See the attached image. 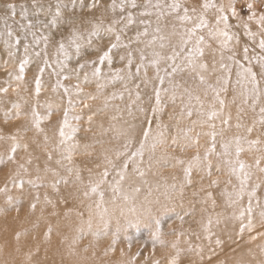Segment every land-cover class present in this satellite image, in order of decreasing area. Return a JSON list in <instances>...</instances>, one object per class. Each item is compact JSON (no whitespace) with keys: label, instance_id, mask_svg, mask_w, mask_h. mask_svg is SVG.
Returning <instances> with one entry per match:
<instances>
[{"label":"rangeland","instance_id":"374dc122","mask_svg":"<svg viewBox=\"0 0 264 264\" xmlns=\"http://www.w3.org/2000/svg\"><path fill=\"white\" fill-rule=\"evenodd\" d=\"M205 2L227 5L229 0H180L189 7L190 15L195 7L197 14L202 13L214 27L217 10H204L201 6ZM146 3L147 0H136L137 7L133 8L131 0H127L121 12L119 7L112 11V0H0V89L8 88L6 93L0 92V189L7 187L6 192H0V264H264V226L259 215L264 209V173L254 166L255 158L262 154L259 149H264V125L259 123L264 99L253 110L247 87L237 84L240 65L251 68L258 79L264 72L255 58L264 56L258 46L261 37L247 34L249 30L259 33L260 25L256 18L248 19L246 7L252 3L258 18L264 14V0H234L238 16L227 13L228 31L234 39L225 49L220 48L219 39L208 38L207 29L200 30L210 45L205 47L203 57L209 64L208 84L216 87L218 77H229L221 99L225 101L222 115L232 117L230 125H222L220 118L205 123L206 117L198 114L200 103L195 97H200L203 111L207 112L213 93L208 89L205 96L207 84H200L198 77L181 64V58L175 63L185 71L171 77L164 68L172 61H161L159 75L165 79L162 85L159 83L156 68L149 61L154 49L161 51L160 41L152 47L146 46L147 41L153 35H163L168 38L166 44L170 40L172 46H178L180 35L191 25L178 20L175 13L157 19L159 10L155 8L148 9L151 15H143ZM156 3L152 0V4ZM57 4L62 14L53 27L48 10L54 11ZM129 14L131 24L127 22ZM179 14H183L182 10ZM29 21L31 28L27 27ZM98 24L99 36L94 27ZM109 26L114 28L113 33L106 31ZM145 27L147 37L139 35ZM157 27L161 29L159 33L155 32ZM9 31L12 36H8ZM73 31L80 36L78 50L70 43ZM117 34L120 41L109 53L110 62L100 63L99 57L117 43ZM61 43L65 44L63 51L59 50ZM162 55H171V47L163 49ZM221 55L230 75L219 68ZM229 56L233 59L229 60ZM23 59L29 63L24 80L18 81L15 77ZM213 61L217 68L214 73ZM40 68H44L42 74ZM97 68L99 75L94 76ZM37 76L41 79L39 94L35 91ZM144 79L148 80L146 86L141 83ZM58 81L68 88L67 93ZM77 84L81 91H77ZM135 84L140 88L136 89ZM260 87L264 89V81ZM156 89L160 90L159 104ZM186 89L193 97L191 117L187 110L182 111L188 102ZM246 99L248 103H244ZM82 100L89 107H83ZM32 109L39 113L43 131L34 126ZM16 111L21 113L19 119ZM65 111V131L77 129L74 139L67 141L78 145L71 162L56 149ZM238 117L242 125L239 129ZM212 123L217 133L223 127L224 134L217 135L215 151L209 153ZM248 127L253 128L250 134L245 131ZM237 135L259 139L261 144L251 149L246 142L242 144L245 151L239 159L253 166L252 176L242 198L233 204L240 181L225 161L236 159ZM45 136L49 138L46 146ZM197 138L198 146L193 143ZM226 142H231L229 156L222 155L221 145ZM24 143L29 144L27 151ZM17 145L15 162H9L10 149ZM197 155L201 157L199 163L194 159ZM205 156L212 164L211 175ZM28 160L31 163H26ZM20 163L25 164L27 172L19 169ZM190 166L191 183L186 173ZM105 170L106 177L102 175ZM14 175L23 177L22 190L13 186ZM213 180L218 183L212 184ZM257 184L260 187L249 197ZM93 187H97L96 192H92ZM227 193L232 194L231 199ZM8 197L12 198L11 204L7 203ZM250 200L252 229L246 227V216L240 218Z\"/></svg>","mask_w":264,"mask_h":264},{"label":"snow or ice","instance_id":"6c2138e0","mask_svg":"<svg viewBox=\"0 0 264 264\" xmlns=\"http://www.w3.org/2000/svg\"><path fill=\"white\" fill-rule=\"evenodd\" d=\"M127 2V0H121L120 4L116 3V0H112V4L110 5L112 11H115L117 9V7L120 8L121 12L124 11V6L125 3ZM131 6L133 8L137 7L136 4V0H131ZM10 8L14 9V5H9ZM92 7H96V4H93ZM204 10H207L209 7H214L217 10V16L215 18V26L214 27H210L209 26V22L205 19L204 15L201 14H197V9L195 7L191 8V13H193V15H190L189 12V7L183 5L180 3V0H173L172 3H165V4H161L159 2V0H157L156 4H152V0H147V3L144 5V9L145 11L142 13L143 15H151V13L148 11L149 8H155L158 9V13H157V19H159V17L161 15H171L173 13L177 14L176 18L182 22H187L189 23L191 26L190 27H186L185 31L183 32V34L180 35V39H179V45L178 46H172L171 45V41L169 40V42L166 44L164 41H166L168 38L160 35V36H156L153 35L151 37V39H149L147 41L146 46L147 47H152L153 45H155L157 43V40L160 41L159 43V49L161 51H156L155 49L152 52V59L149 61V63L154 66L156 68V78L159 81V83L162 85L164 83V77L159 75L160 72V64L161 61H172L171 65H168L167 67L164 68V71L166 73V75H168L169 77L173 76L175 73H177L178 71L183 72L185 71V67L187 68V70L191 71L192 73L195 74L196 77H198L200 84L205 85L207 84V88L205 89V96H207L208 94V89L211 90V92L213 93V103L210 105L209 111L204 112L203 111V102L200 100L199 96H196L195 99L198 103H200V111H199V115L201 117H206L205 123L208 121H213L217 118H220L221 120V124L222 125H230V121L232 119L231 115L229 114L227 117H224L222 115L223 113V109L225 107V101L223 99H221V93L224 91H227L226 85L229 82V77L228 76H221L218 77L216 80V87H213L211 84H208L206 76L208 74H210V70H209V64L207 62L203 61V57L205 56V47H210L209 44H207L206 42V38L205 35L202 34V32L200 30L202 29H207V36L209 39H219V46L221 49H225L228 47V44L230 41H232L234 39L233 35L229 34L228 28H229V15L227 13H230L232 17H237L238 13L235 7V3L234 0H229L228 4L225 5L224 3H220V4H209L207 2H205L202 6H201ZM247 9L250 12V15L248 17L249 20H252L254 18L257 19V23L260 25V31L259 33H252L250 30L248 31V35L252 38H255L257 35H259L261 38L259 39L258 42V46L261 49L262 52H264V14H261L258 18L256 17V13L255 11H253V7L254 5L252 3H248L246 5ZM165 9H167L168 11L165 12ZM182 10L183 14L180 15V11ZM48 11H51L52 13V19L50 21L51 25L53 27L56 26L58 19L61 17V7L59 4H57L55 6V10L52 11L51 8H49ZM15 11L12 12V15L15 16ZM25 15L24 13H22V16ZM123 19V18H122ZM127 22L129 24H131L132 21V17L131 14L128 15L127 18ZM113 24L119 23V21H113ZM141 23H144V21H141ZM223 24V28H220V25ZM23 27V25H22ZM28 28L33 27V24L31 21L28 22L27 25ZM96 29V34L97 36H99V28L100 25H96L94 26ZM245 29H248L247 24L244 25ZM107 32L109 33H113L115 30L113 27L109 26L106 29ZM161 31V29L159 27H157L155 29L156 33H159ZM33 35H35L33 33ZM139 35H143L145 37L149 36V31L148 28L145 27L143 33L139 34ZM8 36H12V33L9 31L8 32ZM80 38L79 34L75 31H73L72 33V37L70 38V43L71 44H75L77 47V50L79 49V45L77 44V40ZM43 39L45 41H47V37H43ZM115 40L117 43H112L111 47L109 48L108 51L104 52V54L102 56L99 57V61L100 63H103L105 60H109L110 62V56L109 53L111 51V49L116 48L118 46V43L120 41V35L117 34L115 35ZM38 42V41H37ZM17 44H19V40L16 41ZM89 43H91V40H89ZM166 47H171V55H162V50L165 49ZM65 48V44L61 43L59 45V50L63 51ZM25 52H27V45L25 46ZM37 55H39V53H37ZM129 61L128 64L129 66H131L132 60H131V54H129ZM141 60L145 59V56L143 53H141ZM177 58H181V64L185 65V67H182L180 64H176L175 61L177 60ZM261 64V67L264 68V56H258L255 57ZM221 59V63L219 64V68L222 70H226L229 75H230V70L228 69V65H226L225 63H223V55H221L220 57ZM229 60L233 59V56H229L228 57ZM244 59H249L248 57V49L247 47L244 48ZM29 63V61L27 59H23L20 64H19V69H18V74L16 75L15 79L18 81H23L24 80V72H25V66ZM63 63V62H61ZM238 63V62H237ZM45 64H47V61H45ZM81 67H83V65H81ZM170 67L171 71H168V68ZM240 69L241 71H239L237 73L238 79H237V84H241L245 87H247V95L251 98V107L253 108V110H255V106L257 104L258 101H260L261 99H264V89H262L260 87L261 81H264V72H262L260 74V79L257 78V73L253 72L251 68H245L243 65H240ZM217 70L216 68V63L215 61H213L212 67H211V72H215ZM140 71L139 66L136 69V74H138ZM39 72L42 74L44 72V68H40ZM99 68L95 69L93 72L94 76H98L99 75ZM9 75L11 76L12 74L9 73ZM131 77V74H130ZM145 77H147V72L145 71ZM68 77H65V79H67ZM85 79H87V77H85ZM141 83L145 84V86L148 83L147 79H144L141 81ZM58 86L59 87H64V85L59 84L58 81ZM250 86V87H249ZM135 88L139 89L140 88V84H135ZM76 89L77 91H81L79 84L76 85ZM41 90V79L40 76H37L35 78V91L37 94H39ZM8 88H2L0 89V92H7ZM64 91L65 93H67L69 90L67 87H64ZM185 92L188 95V102L184 103V107L182 108V111L187 110V115L189 117L192 116L193 114V110L191 107V100H192V94L190 92L187 91V89L185 90ZM156 93V101L157 104H159L160 102V90L156 89L155 90ZM89 99L95 100L97 99L96 96H90ZM136 99H140V95L139 92H137L136 94ZM182 103H183V97H181ZM81 103L83 104V107L87 108L89 107L88 103L84 100L81 101ZM173 103H175V96L173 97ZM244 103H248V100H244ZM219 105V108L216 107V105ZM17 108H19V106H17ZM260 120L259 123L261 125H264V106L260 107ZM32 118H33V123L34 126L40 130L43 131L40 128V115L39 113L35 110L32 109ZM20 111H16L15 112V116L17 119L20 118ZM68 113L67 111H65L64 113V120L63 123L59 126V130H58V136H59V141L56 144V149L61 151L62 157L67 159L69 162H71L72 160V153L75 151V149L78 147L77 144L72 143V144H68L67 141H72L74 139V133L77 131V129H71V132H66L65 128L68 127V119H67ZM76 119H79V117H76ZM91 120V117H89V121ZM209 127H211L213 129V131L210 133L211 136V148L208 149V152H214L215 148H216V138L217 135H221L223 136L224 134V128L222 127L220 129V132L217 133L215 131V124H209ZM242 125L241 123H239V117H238V122L236 124V128L239 129L241 128ZM245 131L247 133H251L253 131L252 127H248L245 129ZM145 137L147 138V133L144 134ZM13 139L15 140L16 137H13ZM48 137L45 136L44 139V143L45 146L47 145L48 142ZM247 143L249 145V148H254L257 145L261 144V141L259 139L256 140H247L246 137L243 136H235L234 137V143H235V155H236V159L235 160H227L225 161V163H227L230 166V170L233 174H235L237 176V178L240 181V189L239 191L235 194L236 195V199H232L231 202L233 204L237 203V201L242 198L243 193L248 185V182L251 179L252 176V172H251V168L253 167L252 165H246L242 160L239 159L240 154L242 152L245 151V149L242 147L243 143ZM193 143L198 146L199 145V140L198 138L193 141ZM230 143L231 142H226L223 143L221 146L224 149L222 155L224 156H229V147H230ZM19 145L14 146L10 149L11 154L8 156V160L9 162H15V154L18 150ZM29 144L28 143H24L23 144V148L25 151L28 150ZM144 145H141V149H143ZM152 148L155 149L156 148V144L152 145ZM261 151V155L255 158L254 161V166L256 169L259 170V172L264 173V167H261V163L264 162V149H259ZM65 153L67 155H65ZM142 155V152L140 153ZM135 155V154H134ZM49 158H51V154H49ZM194 159L199 163L201 160V157L199 155H197L196 157H194ZM205 161L206 163V168L209 169V175H211V168H212V164L211 162L208 160V157L205 156ZM26 163H31L30 160L26 161ZM20 170H23L24 172H27V169L25 168V164L24 163H20L18 165ZM126 167V165H125ZM190 168L186 169V173L189 175V183H191V179H190ZM69 171H71V169H69ZM217 171H219V168H217ZM103 176H107L108 172L107 170L104 171V173L102 174ZM12 183L13 186L19 189H23L24 187V179L22 176H18V175H14L12 177ZM28 183H32L31 181H28ZM65 183H67V181H65ZM212 184H217L218 181L213 180L211 182ZM230 183V181H229ZM260 187L259 184L255 185L252 190L248 193L249 197L253 196L255 194V190L256 188ZM92 192H96L97 191V187H93ZM7 191V187L0 189V192H6ZM85 195H87V193H85ZM227 195H229L230 199L232 197L231 193H227ZM7 203L11 204L12 203V198L8 197L7 198ZM32 208H35V204L32 205ZM19 210V209H17ZM260 219L262 222L261 226H264V209H262L260 211ZM245 216L247 217V225L246 227L248 229H252L254 227L253 225V220H252V216H253V207L251 204V200L249 201V204L247 206L246 209L242 210L240 212V218H245ZM157 224H159V222L157 221ZM209 224H211V221H209ZM241 231L244 230L245 225L242 223L241 224ZM154 237V242L155 239L158 238V231L157 233L153 234ZM217 243H219V241H217Z\"/></svg>","mask_w":264,"mask_h":264},{"label":"bare ground","instance_id":"6f19581e","mask_svg":"<svg viewBox=\"0 0 264 264\" xmlns=\"http://www.w3.org/2000/svg\"><path fill=\"white\" fill-rule=\"evenodd\" d=\"M116 168H121V166H119V167H116Z\"/></svg>","mask_w":264,"mask_h":264}]
</instances>
